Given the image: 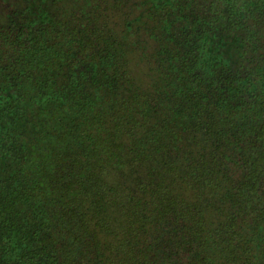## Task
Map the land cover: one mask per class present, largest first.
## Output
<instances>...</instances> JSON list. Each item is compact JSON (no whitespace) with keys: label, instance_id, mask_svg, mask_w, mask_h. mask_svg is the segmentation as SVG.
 I'll list each match as a JSON object with an SVG mask.
<instances>
[{"label":"trees","instance_id":"1","mask_svg":"<svg viewBox=\"0 0 264 264\" xmlns=\"http://www.w3.org/2000/svg\"><path fill=\"white\" fill-rule=\"evenodd\" d=\"M0 264H264V0H0Z\"/></svg>","mask_w":264,"mask_h":264}]
</instances>
